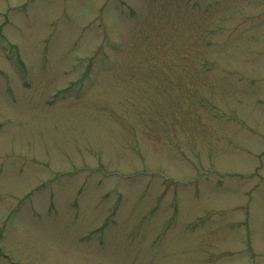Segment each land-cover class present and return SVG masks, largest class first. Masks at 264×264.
Returning a JSON list of instances; mask_svg holds the SVG:
<instances>
[{"label":"rangeland","instance_id":"rangeland-1","mask_svg":"<svg viewBox=\"0 0 264 264\" xmlns=\"http://www.w3.org/2000/svg\"><path fill=\"white\" fill-rule=\"evenodd\" d=\"M0 264H264V0H0Z\"/></svg>","mask_w":264,"mask_h":264}]
</instances>
